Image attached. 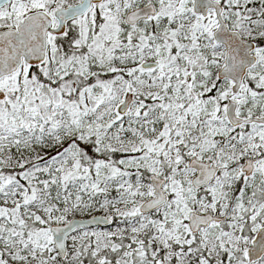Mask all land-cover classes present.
<instances>
[{"label":"snow or ice","instance_id":"snow-or-ice-1","mask_svg":"<svg viewBox=\"0 0 264 264\" xmlns=\"http://www.w3.org/2000/svg\"><path fill=\"white\" fill-rule=\"evenodd\" d=\"M0 264H264V0H0Z\"/></svg>","mask_w":264,"mask_h":264}]
</instances>
